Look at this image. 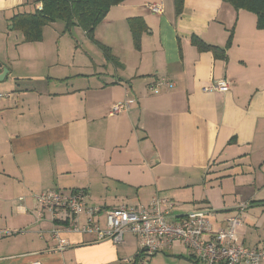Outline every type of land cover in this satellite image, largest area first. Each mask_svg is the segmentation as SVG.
Returning a JSON list of instances; mask_svg holds the SVG:
<instances>
[{"label": "crops", "instance_id": "0c3cea01", "mask_svg": "<svg viewBox=\"0 0 264 264\" xmlns=\"http://www.w3.org/2000/svg\"><path fill=\"white\" fill-rule=\"evenodd\" d=\"M30 6L0 0V264H127L139 252L132 233L114 243L41 216L33 194L49 189H85L102 210L160 195L176 217L206 209L216 225L248 202L238 235L264 240V29L253 12L224 0H184L181 14L175 0H125L92 35L56 21L25 41L11 18ZM132 17L147 26L140 48ZM194 36L225 53L200 50ZM163 77L175 86L151 90ZM221 78L229 88L202 91ZM126 98L131 108L110 114ZM96 220L105 227V212ZM149 264L198 263L177 240Z\"/></svg>", "mask_w": 264, "mask_h": 264}, {"label": "built area", "instance_id": "2783aa9c", "mask_svg": "<svg viewBox=\"0 0 264 264\" xmlns=\"http://www.w3.org/2000/svg\"><path fill=\"white\" fill-rule=\"evenodd\" d=\"M155 13H161L160 3L149 4ZM42 9V4L38 5ZM226 78L218 79L202 87L203 92H212L229 88ZM165 86L173 88L175 83L167 78L157 79L151 90ZM5 97L0 94V98ZM135 99L126 98L113 103L110 114L127 112ZM88 192L85 189L70 191L49 189L33 194L34 199L44 212H49L54 224H63L70 232L92 233L98 240H111L114 243L124 241L126 233L136 235L140 240V249L136 256L126 258L127 264H149L150 258L171 247L174 241H181L192 252L198 264H262L264 262V240L254 246L244 244L237 232L243 223V212L249 203L238 204L234 213L227 216L226 225H216L209 218L210 211L197 209L183 216H175L176 203L160 195L152 197L147 203L137 206H120L102 210L98 206L87 204ZM22 199V198H21ZM105 212L106 226L102 227L96 216ZM85 222H81L82 216ZM63 250L66 243L60 237V229L52 230ZM32 264H43L36 261Z\"/></svg>", "mask_w": 264, "mask_h": 264}, {"label": "trees", "instance_id": "16d2710c", "mask_svg": "<svg viewBox=\"0 0 264 264\" xmlns=\"http://www.w3.org/2000/svg\"><path fill=\"white\" fill-rule=\"evenodd\" d=\"M125 0H35L36 9L33 12H19L12 16L11 21L15 28L21 30L25 41H40L43 38V27L56 21L64 24L65 30L72 26H79L92 35L95 28L103 21L112 6L123 3ZM236 10L244 9L253 12L257 17V28L264 29V0H224ZM42 4V9L38 5ZM177 14L184 8V0H175ZM133 32L134 43L140 48L141 34L146 29L145 21L141 17L129 19ZM200 50L213 49L218 56H223L225 49L213 46L197 36L192 39ZM232 33L227 47L231 44ZM104 48V47H103ZM109 56V49L104 48ZM217 51V52H216Z\"/></svg>", "mask_w": 264, "mask_h": 264}, {"label": "rangeland", "instance_id": "374dc122", "mask_svg": "<svg viewBox=\"0 0 264 264\" xmlns=\"http://www.w3.org/2000/svg\"><path fill=\"white\" fill-rule=\"evenodd\" d=\"M37 2H35V0H30V8H32V7H34V5L35 6H37ZM54 24H56V26L57 27H62L63 26V24H62V22H60V21H57L56 23H54ZM1 99V98H0Z\"/></svg>", "mask_w": 264, "mask_h": 264}, {"label": "water", "instance_id": "95a60500", "mask_svg": "<svg viewBox=\"0 0 264 264\" xmlns=\"http://www.w3.org/2000/svg\"><path fill=\"white\" fill-rule=\"evenodd\" d=\"M7 68L4 69V72L0 74V80L3 79L7 73Z\"/></svg>", "mask_w": 264, "mask_h": 264}, {"label": "bare ground", "instance_id": "6f19581e", "mask_svg": "<svg viewBox=\"0 0 264 264\" xmlns=\"http://www.w3.org/2000/svg\"><path fill=\"white\" fill-rule=\"evenodd\" d=\"M238 229V228H237Z\"/></svg>", "mask_w": 264, "mask_h": 264}]
</instances>
